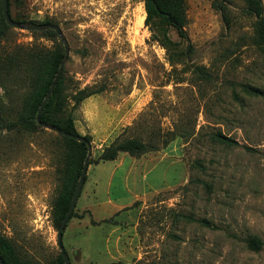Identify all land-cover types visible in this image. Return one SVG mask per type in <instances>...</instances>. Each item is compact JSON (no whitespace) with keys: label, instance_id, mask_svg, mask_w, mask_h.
<instances>
[{"label":"rangeland","instance_id":"obj_1","mask_svg":"<svg viewBox=\"0 0 264 264\" xmlns=\"http://www.w3.org/2000/svg\"><path fill=\"white\" fill-rule=\"evenodd\" d=\"M185 1L184 39L159 17L146 25L145 0H11L13 18L50 20L69 43L52 112L61 121L71 117L90 138V161L118 136L161 141L180 134L143 159L121 153L88 167L77 207L110 200L94 218H113L89 230L75 226L72 236L65 231L71 264H264V98L246 90L264 91V46L255 39L264 13L258 18L246 0ZM165 39L180 60L171 61ZM59 43L58 36L12 29L0 39V55L17 47L52 51ZM4 83V115L15 120L31 90L23 74ZM85 88L100 92L76 105ZM60 159L54 131L0 130V239L22 264H57L61 255L53 223ZM129 216L134 242L118 246L111 223L123 227ZM252 236L262 241L259 250L248 246Z\"/></svg>","mask_w":264,"mask_h":264},{"label":"trees","instance_id":"obj_2","mask_svg":"<svg viewBox=\"0 0 264 264\" xmlns=\"http://www.w3.org/2000/svg\"><path fill=\"white\" fill-rule=\"evenodd\" d=\"M249 3V9L255 12L258 18L264 13V8L260 3V0H246ZM9 14L11 18L16 22H28L34 24H54L50 20H33L28 17L23 18H13L11 11V0H8ZM145 10L147 13L146 25L153 21L155 18H160L168 26L173 27L177 30L178 34L182 38H186L185 32V14H186V1L185 0H145ZM255 27V39L259 46H264V19L260 18ZM56 25V24H54ZM11 28L3 17L2 0H0V39H5L9 35ZM36 32V31H35ZM42 34L50 36H58L54 30H44L37 31ZM164 45L167 47L169 52V58L172 62L180 60L177 58L178 53L173 51L172 42L170 39H165ZM191 52V46L188 47L187 52ZM181 56H185V53L181 51ZM65 49L62 44L59 43L52 51L34 50V48H24L17 47L16 49L7 52L4 55H0V88L8 92L9 88L4 83L5 81L15 79L17 75L24 76L29 89L31 90L29 100L19 117L15 120H9L4 115V110L7 108L4 105V101L0 99V130H17L32 132L38 128H42L36 122L37 111L44 100L52 81L54 80L56 73L64 60ZM197 73L199 78L207 79L208 73L204 67H198ZM63 73V72H62ZM62 81L63 76L61 74L58 83L49 99L45 105L41 120L44 123L53 125L61 130L71 133L76 136L84 137L91 143L88 136H82L78 133L74 120L71 117L66 118L61 121L53 115V109L60 98L62 91ZM247 92L255 96H260L264 98V91L254 88L247 87ZM100 91H91L89 89H82L74 97V102L76 105L81 103L86 98L99 93ZM156 134V133H155ZM148 141H143L140 138H128L123 139L121 136L116 137L110 145L105 147L102 154L95 161H89V166L92 164H99L100 162H109L116 160L121 153H126L134 158H141L147 153L159 151L160 148L167 147L174 139L180 134L175 131H170L165 135L161 136L163 139L160 141L158 136L153 135ZM57 137L60 139L61 143V173H62V186L59 195L53 206V223L57 230L59 229L71 203L73 193L75 191L76 185L78 183L84 161L87 157L88 148L83 142H79L75 139L64 137L57 133ZM219 141L230 142L231 140L226 137L219 136ZM86 182V177L82 186ZM82 192V190H81ZM81 195V193H80ZM80 195L78 199L80 198ZM136 201L132 206L122 209L123 211L129 210L137 204ZM76 207L67 223L66 229L69 223L75 217H81L76 213ZM121 211L117 212L119 214ZM110 220H102L96 222L92 220L93 225H100L102 223H110ZM202 224L209 223L206 220L200 221ZM63 233V239L64 234ZM63 241V240H62ZM248 246L253 250H259L262 247V241L257 237H249L246 240ZM66 250V249H65ZM67 252V251H66ZM0 258L4 264H22L18 258L14 246L5 238L0 239ZM31 264V263H23ZM57 264H65L62 256L58 257Z\"/></svg>","mask_w":264,"mask_h":264},{"label":"water","instance_id":"obj_3","mask_svg":"<svg viewBox=\"0 0 264 264\" xmlns=\"http://www.w3.org/2000/svg\"><path fill=\"white\" fill-rule=\"evenodd\" d=\"M2 8H3V17L5 19V22L13 29H17V30H27V31H30V32H33V31H44V30H54L61 43L63 44L64 46V49H65V57H64V60L62 61L57 73H56V76L44 98V100L42 101L38 111H37V115H36V122L39 126L41 127H44L46 129H49L51 131H54L64 137H68V138H71V139H75L79 142H83L87 145V148H88V153H87V157L84 161V164H83V168H82V171H81V174H80V177H79V180H78V183L76 185V188H75V191L73 193V196H72V199H71V203L69 205V208H68V211L58 229V234H57V243H58V247L60 249V252H61V256L63 258V261L65 264H71V261H70V258L68 256V253L66 252L65 248H64V245H63V233L66 229V226H67V223L74 211V208L77 204V201H78V197L81 193V190H82V186H83V183H84V180H85V177H86V174H87V170H88V167H89V161H90V158L92 156V146H91V143L86 140L84 137H81V136H76V135H73L71 133H68L64 130H61L53 125H50V124H47V123H44L42 122L41 120V115H42V112H43V109L45 107V105L47 104V102L49 101L57 83H58V80L63 72V69H64V66H65V63L68 59V56H69V51H70V46H69V43L64 35V33L62 32V30L60 29L59 26L57 25H54V24H34V23H28V22H16L14 21L10 14H9V5H8V0H2ZM0 264H4V262L2 261V259L0 258Z\"/></svg>","mask_w":264,"mask_h":264},{"label":"crops","instance_id":"obj_4","mask_svg":"<svg viewBox=\"0 0 264 264\" xmlns=\"http://www.w3.org/2000/svg\"><path fill=\"white\" fill-rule=\"evenodd\" d=\"M146 155L142 156L141 158L143 159ZM118 159H119V157L116 160H114V161L116 162V161H118ZM110 162H113V161H110ZM138 198H140V196H136L135 199L138 200ZM102 204H111V201L108 200V201H105V202H102V203L94 202V203H91V204H84L81 207H76V213L78 215H80L81 217L73 218L72 219L73 225H71V226L68 225L67 229L68 228L71 229L70 236L74 235V227L75 226H81L85 230L91 229L92 226H98V225H93L92 224V220L96 221V222H100V221L95 220L94 212H95L96 207L101 206ZM121 212H123V210H121ZM132 212L133 211H128V214H131ZM112 218L113 217H111L109 219L107 218V219H104V220H110ZM128 219L129 220H127V222H125L123 227H118L117 226L118 222L115 221V220H113V221H115L114 223H111V225L116 224V225H114L112 227L111 234L114 233V235H116V245H118V246L120 245L121 241L124 238H125L124 239L125 242H127V243L134 242V218H132V217L130 218V216H129Z\"/></svg>","mask_w":264,"mask_h":264}]
</instances>
